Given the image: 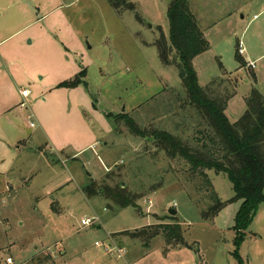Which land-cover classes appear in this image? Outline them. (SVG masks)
Listing matches in <instances>:
<instances>
[{"label":"rangeland","instance_id":"obj_1","mask_svg":"<svg viewBox=\"0 0 264 264\" xmlns=\"http://www.w3.org/2000/svg\"><path fill=\"white\" fill-rule=\"evenodd\" d=\"M126 1L134 8L118 12L108 0H0V96L5 89L22 110L14 116L16 126L6 131L0 126V264H8L9 257L32 264L35 256L48 253L52 264H237L233 226L241 200H232L227 175L208 171L214 190L228 203L206 220L200 210L208 206L200 204L205 195L198 208L190 194L184 173L190 165L180 159L171 164L153 141L107 117L127 113L142 127L184 137L193 132L190 120H182L188 109H177L179 97L186 98L179 69L161 61L156 45L162 37L170 43L173 0ZM189 5L210 42L193 61L199 83L236 82L226 110L236 121L254 88L264 94V0H189ZM82 69L87 85L60 86ZM24 88L30 90L27 98L21 95ZM110 122L111 134L100 139L99 131L104 134ZM91 141L96 143L77 158L71 155ZM113 170L140 194L138 208L115 213L108 206L112 201L84 191ZM94 217L91 226L81 223ZM176 224L189 246L177 239L167 243L164 226ZM146 225L161 226L149 247L125 232ZM240 254L244 264H264V203Z\"/></svg>","mask_w":264,"mask_h":264},{"label":"trees","instance_id":"obj_2","mask_svg":"<svg viewBox=\"0 0 264 264\" xmlns=\"http://www.w3.org/2000/svg\"><path fill=\"white\" fill-rule=\"evenodd\" d=\"M108 1L118 12L134 8L128 5L126 0ZM121 7L125 8L121 10ZM168 18L170 43L162 37L156 45L161 61L166 65L175 64L179 69L186 89V98L179 97L180 100L177 101L182 103L177 109H188L189 112H185L182 120L185 123L188 121L187 118L190 120L189 131L190 129L193 131L192 135L184 137L166 129L142 127L127 113L108 112L107 117L114 125L115 122L124 123L133 134L153 141L154 145L165 153L171 164L180 159L185 165H190L187 172L184 171L187 175L186 180L192 186L190 194L193 199L196 198L198 208L199 199L205 195L200 204L205 201L208 206H203L200 210L206 220L213 219L228 203L223 202L214 190L208 171L214 170L217 174L227 175L235 192L232 200H241L233 226L235 248L232 254L237 264H244L240 246L246 238V230L264 203V94L254 88L251 95L246 98L247 109L243 116L231 121L226 110L235 94L236 82L227 78L222 83H212L207 87L199 83L193 61L195 57L209 50L210 42L192 12L189 0H173L168 8ZM173 52L175 60H172ZM237 59L241 67L245 66L246 61L239 49ZM86 75L87 70L82 69L73 78L61 82L60 86L74 88L81 84L87 85ZM96 102L97 99L94 101L95 107ZM118 171L108 173L102 182L92 180L84 190L88 196H102L112 201L114 206L110 203L108 206L115 213L118 209L127 207L138 208L137 200L141 197L130 189L123 178L116 179L121 175V171ZM109 181L114 185H110ZM160 228L159 225H146L133 232H125L140 239L149 247L151 240L160 234ZM164 228L167 229L165 230L167 243L177 239L175 243L189 246L184 239L181 226L176 224ZM32 262L53 263L49 253L45 256H35Z\"/></svg>","mask_w":264,"mask_h":264},{"label":"crops","instance_id":"obj_3","mask_svg":"<svg viewBox=\"0 0 264 264\" xmlns=\"http://www.w3.org/2000/svg\"><path fill=\"white\" fill-rule=\"evenodd\" d=\"M191 3V2H190ZM191 6H192V3H191ZM191 8V7H190ZM228 15L230 16V12L228 13ZM195 16L196 17H198L197 15H196V12H195ZM229 16H228V18H229ZM198 19V18H197ZM199 20V19H198ZM78 45H79V48H81V50L84 48V47H82L83 45L80 43V41H78ZM84 50H85V48H84ZM250 62H253V61H250ZM250 62H247V64H250ZM256 64V63H255ZM254 68V67H253ZM78 74V73H77ZM65 81V80H64ZM87 81V80H86ZM63 82V81H62ZM93 108L96 110V108H95V106H94V104H93ZM22 110H21V108H19L18 107V105L17 104H12L10 101H9V97L7 98V93H6V90L4 89L2 92H1V96H0V126L6 131L7 129L8 130H10V126L11 125H13V126H16V125H14L15 124V122H14V116H20L21 115V112ZM90 113L89 112H87L86 111V115H85V120H86V122L87 123H91L90 125H91V127H95L94 129H95V131H94V129L92 130L91 129V131H94L95 132V134L97 133V130H98V128H96V125H95V123H93L92 122V119H91V117H90V115H89ZM109 121H110V119H109ZM86 123V124H87ZM112 122H110V127H109V129L108 130H106L105 131V133L103 134L102 132H100L99 131V133H100V139L102 138V137H104V136H106V135H110L111 134V132H112V124H111ZM88 125V124H87ZM89 126V125H88ZM90 127V126H89ZM22 141H25V139L23 140V138H22V140H20V143L22 142ZM46 143V146L47 147H49L48 146V143L47 142H45ZM96 143V141H91V143L89 144V145H86V147H83L82 149H79V151H74L73 149H72V151H73V153L71 154L74 158L76 157H78L79 155H80V153L82 152V151H84V150H87V149H89V148H91L92 146H93V144H95ZM22 144V143H21ZM105 145H107L106 144V142H105ZM19 147V146H18ZM38 149V148H37ZM36 151H41V152H43L42 151V149H39V150H36ZM63 151H65V149L63 150ZM38 152V153H39ZM109 168H112V167H109ZM14 169V168H13ZM13 169H11V170H9V172H7V173H5V178H9V175H10V172L13 170Z\"/></svg>","mask_w":264,"mask_h":264},{"label":"built area","instance_id":"obj_4","mask_svg":"<svg viewBox=\"0 0 264 264\" xmlns=\"http://www.w3.org/2000/svg\"><path fill=\"white\" fill-rule=\"evenodd\" d=\"M239 52H240V54H243V53H245V47L242 45V42H240L239 43ZM251 67H255L256 66V64L254 63V62H250V64H249ZM21 95L24 97V98H27L29 95H30V90H28V89H26V88H24V89H22V91H21ZM21 106L22 107H25L26 106V102H22L21 103ZM30 126L31 127H35L36 125H35V123L34 122H30ZM98 218H82V220H81V223L84 225V226H91L92 224H94V222H95V220H97ZM97 245L98 244H100L99 242H97L96 243ZM117 251H118V257H122L123 256V254H122V251H123V249H117ZM8 264H16V262L13 260V258L12 257H9L8 258ZM22 264H27V263H22Z\"/></svg>","mask_w":264,"mask_h":264},{"label":"water","instance_id":"obj_5","mask_svg":"<svg viewBox=\"0 0 264 264\" xmlns=\"http://www.w3.org/2000/svg\"><path fill=\"white\" fill-rule=\"evenodd\" d=\"M124 185H125V182H123V186H124ZM169 212H170L171 214H173V215L176 214V210L173 209V208H171V209L169 210Z\"/></svg>","mask_w":264,"mask_h":264}]
</instances>
